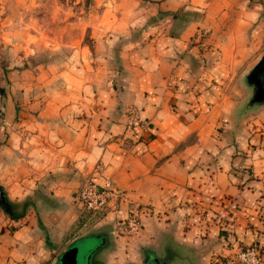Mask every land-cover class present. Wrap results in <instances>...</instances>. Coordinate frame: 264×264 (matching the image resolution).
Here are the masks:
<instances>
[{"label": "crops", "instance_id": "1", "mask_svg": "<svg viewBox=\"0 0 264 264\" xmlns=\"http://www.w3.org/2000/svg\"><path fill=\"white\" fill-rule=\"evenodd\" d=\"M101 4L90 42L28 71L25 148L15 132L0 157V186L19 225L0 234V264H59L80 240L92 250L85 264L235 258L239 241L253 239L248 221H258L264 204V148H225L215 131L224 119L234 124L224 85L255 54L251 30L260 8L251 0ZM129 106L149 119L147 130L127 129ZM258 111L264 116V107ZM17 112L8 101L12 124ZM86 177L111 180L127 200L75 231ZM127 201L155 210L132 235L115 228ZM226 218L234 220L228 236L218 223Z\"/></svg>", "mask_w": 264, "mask_h": 264}, {"label": "rangeland", "instance_id": "2", "mask_svg": "<svg viewBox=\"0 0 264 264\" xmlns=\"http://www.w3.org/2000/svg\"><path fill=\"white\" fill-rule=\"evenodd\" d=\"M251 3L260 8L256 9L257 15L251 30L253 32L251 41L255 43L256 51L251 61L224 85V96L234 103L233 109L236 107V116L231 119L234 120V124L227 127L225 124L230 121L224 119L223 124L215 131L217 139L223 141L225 148L233 145V149L245 151L264 148V121L261 122L264 116L258 111L264 105L246 108L253 94L252 88L246 82V75L264 54V0H251ZM103 6L101 0H0V157L9 154L6 146L12 139L13 133H18V143L22 147V141L29 131L27 126L22 124L26 118L22 108L27 99L25 82L30 78L28 71L37 70L39 63L48 64L56 59H62L69 54L73 44L90 42L93 39L91 25L102 18ZM181 13L182 11L179 10L174 15L178 17ZM208 34L202 32L200 38H208ZM8 101L15 104L18 111L13 124L6 116ZM192 140L194 139L189 138L187 142ZM19 153L25 155L23 151ZM88 179L90 177L84 178L81 186ZM127 203L128 214L120 223L117 221L115 227L122 235L136 234L143 227V218L155 213V210L148 205L133 201ZM119 205L120 201L117 202V206ZM14 208L12 206V209ZM105 212L106 210L80 209L79 218L75 222V231L82 228L87 220L95 224ZM256 215L258 221H248L249 228L254 226L253 239L249 243L239 241V251L235 254V258L230 255H218L217 259V255H212V258L209 257L211 263L230 264V260H233L234 264H264L263 203L257 206ZM132 217L137 219L139 228L133 229L130 225ZM223 220L218 223L221 227L225 226L222 233L228 236L229 233H233L229 224L234 223V220L229 218ZM15 223L10 213L0 205V234L5 230H15L19 227ZM83 241L76 243L80 244ZM229 242H231L229 246L235 243L231 240ZM192 261L198 259L194 258Z\"/></svg>", "mask_w": 264, "mask_h": 264}, {"label": "built area", "instance_id": "3", "mask_svg": "<svg viewBox=\"0 0 264 264\" xmlns=\"http://www.w3.org/2000/svg\"><path fill=\"white\" fill-rule=\"evenodd\" d=\"M127 117L126 126L129 130H147L150 121L143 117L140 110L135 106H129L125 110ZM77 200L82 208L88 211H104L112 206H117V202L127 200L126 193L116 187L111 180L107 179L100 183L92 178L86 180L80 187ZM133 229L139 228V223L135 217L130 219ZM256 260V258H255Z\"/></svg>", "mask_w": 264, "mask_h": 264}, {"label": "water", "instance_id": "4", "mask_svg": "<svg viewBox=\"0 0 264 264\" xmlns=\"http://www.w3.org/2000/svg\"><path fill=\"white\" fill-rule=\"evenodd\" d=\"M246 82L252 88L253 94L246 104V108H254L258 105H264V54L257 64L246 75ZM3 93V91H1ZM0 205L11 215H13L12 205L9 203L5 190L0 186ZM92 250L86 241L80 244L75 243L65 251L59 264H85L90 258Z\"/></svg>", "mask_w": 264, "mask_h": 264}, {"label": "flooded vegetation", "instance_id": "5", "mask_svg": "<svg viewBox=\"0 0 264 264\" xmlns=\"http://www.w3.org/2000/svg\"><path fill=\"white\" fill-rule=\"evenodd\" d=\"M164 263V262H163Z\"/></svg>", "mask_w": 264, "mask_h": 264}]
</instances>
